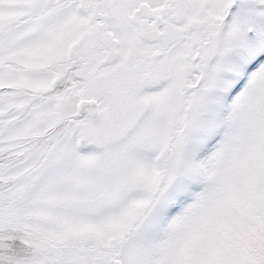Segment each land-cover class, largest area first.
<instances>
[{
  "label": "snow or ice",
  "instance_id": "obj_1",
  "mask_svg": "<svg viewBox=\"0 0 264 264\" xmlns=\"http://www.w3.org/2000/svg\"><path fill=\"white\" fill-rule=\"evenodd\" d=\"M0 264H264V0H0Z\"/></svg>",
  "mask_w": 264,
  "mask_h": 264
}]
</instances>
